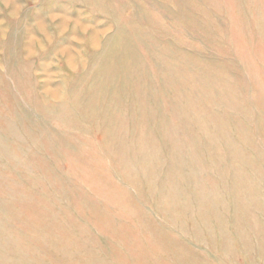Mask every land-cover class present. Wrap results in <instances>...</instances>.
<instances>
[{
    "label": "rangeland",
    "instance_id": "1",
    "mask_svg": "<svg viewBox=\"0 0 264 264\" xmlns=\"http://www.w3.org/2000/svg\"><path fill=\"white\" fill-rule=\"evenodd\" d=\"M0 264H264V0H0Z\"/></svg>",
    "mask_w": 264,
    "mask_h": 264
}]
</instances>
